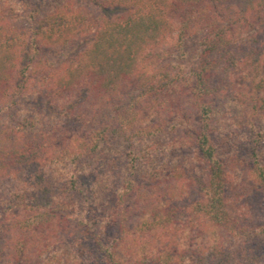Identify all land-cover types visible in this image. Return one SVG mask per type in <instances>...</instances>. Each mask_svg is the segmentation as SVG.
Listing matches in <instances>:
<instances>
[{
    "label": "trees",
    "instance_id": "1",
    "mask_svg": "<svg viewBox=\"0 0 264 264\" xmlns=\"http://www.w3.org/2000/svg\"><path fill=\"white\" fill-rule=\"evenodd\" d=\"M113 8L122 11L109 16ZM178 9L196 15L189 33L188 20H173ZM175 33L181 48L195 37L191 65L147 62ZM263 50L264 0H0V218L24 211L26 228H61L44 263L83 264L85 243L92 258L115 264L106 228L150 183L161 186L171 223L185 222L176 208L185 203L225 231L198 264H264V223L238 222L228 207L247 187L229 168L264 192V96L247 119L234 88L235 73ZM84 89L83 107L48 99ZM151 104L160 123L136 127Z\"/></svg>",
    "mask_w": 264,
    "mask_h": 264
},
{
    "label": "rangeland",
    "instance_id": "2",
    "mask_svg": "<svg viewBox=\"0 0 264 264\" xmlns=\"http://www.w3.org/2000/svg\"><path fill=\"white\" fill-rule=\"evenodd\" d=\"M121 11L122 9L118 8L110 9L109 16ZM184 14L186 13L178 9L172 12V17L177 25L182 20H188L189 33L195 29L193 25L196 15L195 13L190 16ZM253 31L245 32L244 37H249ZM195 41L193 36L181 48L177 42L176 33L172 34L163 44L146 52V61L161 65L172 62L181 67H189L196 51ZM86 44V41H81L77 50L84 48ZM23 56L21 54V57ZM234 82L237 85L234 88L243 93L241 99L245 101L246 106L244 118L251 119L249 114L252 112L253 98L264 96V90L259 88L264 85V50L257 64H251L250 60H247V63L235 73ZM122 88L124 89L121 90L122 95L131 92V88ZM133 93L136 94V92ZM89 97L84 89L69 98L63 99L54 95L48 99L54 106L69 107L76 104L83 107ZM113 102L110 104L113 105ZM98 106L100 107L101 104ZM151 106L149 110L141 111L136 116L134 120L136 127L148 128L160 123L163 118L159 109L161 106L159 108L154 104ZM222 160L236 161V159ZM229 169L233 176L236 177L235 174H239L243 183L247 185L244 187L243 198L236 204H229L231 216L248 226L264 223V192L256 190L246 170L241 168L236 172L233 168ZM230 185L232 189L235 187L233 179H230ZM160 191V185L154 186L150 183L143 185L135 195L127 197L123 209L117 216V221L106 228L105 242L114 241L112 257L115 264H159L161 259L169 257H173V260L169 262L172 264H198L199 253L211 245L219 246L225 242V231L204 219L197 220L189 211L188 204L177 203L176 205L178 215L184 216L185 222L176 225L171 223L168 220L167 200L160 196ZM230 193L233 194V191L231 190ZM31 214L24 211L14 212L5 218H0V264H49L44 263L45 245L57 239L61 228L54 227L55 221L52 223L54 227L52 230H49L47 225L26 228L22 222L29 219ZM61 237L65 236L61 235ZM79 250L83 264H107L101 258H99L101 260L92 258L93 255L85 243H82V248Z\"/></svg>",
    "mask_w": 264,
    "mask_h": 264
}]
</instances>
